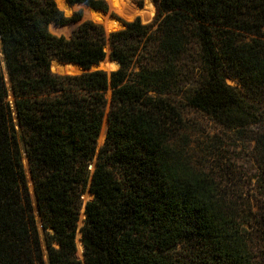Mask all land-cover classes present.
<instances>
[{
	"label": "trees",
	"instance_id": "obj_1",
	"mask_svg": "<svg viewBox=\"0 0 264 264\" xmlns=\"http://www.w3.org/2000/svg\"><path fill=\"white\" fill-rule=\"evenodd\" d=\"M154 2L151 22L106 32L54 0H0V264H252L218 172L227 150L206 151L212 167L195 160L185 112L228 131L258 122L264 0ZM50 24L76 25L66 37ZM107 55L118 69L89 70ZM53 59L86 71L52 73ZM110 90L117 105L97 148ZM258 179L264 193V162ZM73 184L91 197L82 225L72 203L43 193Z\"/></svg>",
	"mask_w": 264,
	"mask_h": 264
},
{
	"label": "rangeland",
	"instance_id": "obj_2",
	"mask_svg": "<svg viewBox=\"0 0 264 264\" xmlns=\"http://www.w3.org/2000/svg\"><path fill=\"white\" fill-rule=\"evenodd\" d=\"M107 4L108 15L113 14L118 16L122 22H128L134 20L136 17L140 19L142 23H149L154 19L156 14V5L150 0H104ZM57 7L66 16H70L75 12L82 14V19H90L94 22L101 24L102 20L109 21V16L97 11H91L84 4H73L71 7L66 6L63 0H56ZM110 2V5H109ZM68 10V12H66ZM90 14V16L88 15ZM74 25L55 26L49 25V30L54 35L68 36ZM102 25V24H101ZM110 25L113 28L120 29V22L111 19ZM104 28V27H103ZM109 51L107 48L105 49ZM192 60V58H191ZM193 61V60H192ZM194 67L192 69L197 70V65L192 63ZM191 64V65H192ZM69 66V65H67ZM65 66L68 73L73 74ZM115 68L117 65L112 64ZM51 63L50 68L53 69ZM60 69V66H55ZM190 67V68H191ZM229 85L236 86L234 80L226 79ZM105 104H99L100 114L103 119V125L100 136L97 141V148H99L105 139L107 128V114L110 109H114L117 105V100L113 96L111 90L105 94ZM103 97V99H105ZM9 99L12 101L13 97ZM182 102L184 100L180 98ZM102 106V107H101ZM186 111V110H185ZM187 125V131L185 132L189 137V148L195 151V160H200L207 167H212L213 158L208 157L207 152L211 150L218 151L221 147L226 151V156L219 162V173L223 176H227L223 183L226 190V198L230 201L232 206L227 208L228 215L236 219V224L239 227L241 236L246 243L247 250L250 253L252 264H264V193L259 187V175L261 174L262 165L264 162V150L263 152L256 151L257 139L264 137V105L262 107V116L258 122L247 126L242 131H228L223 129L218 124L212 122L207 116L202 113L189 110L185 112ZM106 124V126H105ZM105 127V128H104ZM104 129V130H103ZM103 130V132H102ZM22 163L26 172L27 186L32 202L35 204V192L33 187V181L30 177L28 168V162L25 154H22ZM93 166V163L91 164ZM46 195L57 196L65 199L73 204L79 215V225H82L84 218L83 205L86 200H90L89 194L80 195L79 187L75 184L69 186L66 189L53 188L48 191H44ZM38 219V216L36 215ZM39 229L41 230L40 224ZM42 235V233H41ZM77 242V257L82 259L81 249Z\"/></svg>",
	"mask_w": 264,
	"mask_h": 264
},
{
	"label": "water",
	"instance_id": "obj_3",
	"mask_svg": "<svg viewBox=\"0 0 264 264\" xmlns=\"http://www.w3.org/2000/svg\"><path fill=\"white\" fill-rule=\"evenodd\" d=\"M54 1H55V3L57 4L56 0H54ZM63 1H64V3H65L66 6L71 7V4H70L67 0H63ZM150 1L154 4V0H150ZM109 5H110V2H109ZM88 8H89V10H91V11L101 12V13H103V14H105V15L107 14L106 11H103V10H100V9H94V8H91V7H88ZM66 12H68V10H66ZM107 15H108V14H107ZM108 16H109V21H107V20H102V21H101V24H102V26L104 27V30H105L106 32H111V31H115V30H117L116 28H113V27L110 25V20H111V19L116 20L117 22H120V26L124 28L125 24H124V22H122V21L119 20L118 16H116V15L114 16L113 14H110V15H108ZM106 48L108 49V47H106ZM51 63H52L53 66H54L53 69L50 68V69H51V72H52V73H55V74H58V75H73V74H79V73H82V72L86 71L83 67H81V66L78 65L77 63H72V62H62V61H59V60H57V59H53V60L51 61ZM113 63H117V66H116L115 68L112 66ZM57 65L60 66V69H57V67H55V66H57ZM67 65H73V66H75V67L77 68V70L75 71L76 73H73V74L68 73L67 70H66V68H65V66H67ZM118 67H119V63L116 62V61H114V60H112V59L109 57V55H107V56H106L103 60H101L99 63H97V64H93V65L90 67L89 70L101 69V70H104V71L110 73V72H112V71L118 69ZM79 246H80V249H81V251H82V245L80 244Z\"/></svg>",
	"mask_w": 264,
	"mask_h": 264
}]
</instances>
